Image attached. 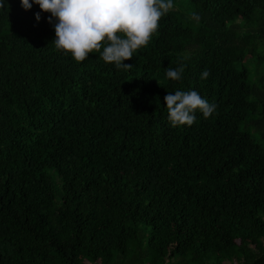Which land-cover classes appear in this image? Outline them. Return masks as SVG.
I'll use <instances>...</instances> for the list:
<instances>
[{
    "label": "trees",
    "instance_id": "1",
    "mask_svg": "<svg viewBox=\"0 0 264 264\" xmlns=\"http://www.w3.org/2000/svg\"><path fill=\"white\" fill-rule=\"evenodd\" d=\"M6 2L0 264H255L264 75L249 67L264 64V0H174L128 71L97 51L76 62L52 43L49 13ZM176 90L216 112L173 127L164 97Z\"/></svg>",
    "mask_w": 264,
    "mask_h": 264
},
{
    "label": "clouds",
    "instance_id": "2",
    "mask_svg": "<svg viewBox=\"0 0 264 264\" xmlns=\"http://www.w3.org/2000/svg\"><path fill=\"white\" fill-rule=\"evenodd\" d=\"M33 3L39 5L41 12L50 14L47 22L54 27L52 43L57 50L65 55L70 53L76 62L97 51L104 62L114 63L116 69L125 71L132 69L133 64L124 61L132 59L140 47L149 44L158 30V22L175 8L174 0H21V7L27 11ZM8 9L6 0H0V10ZM35 18L40 20V12ZM191 18L200 19L197 13H192ZM184 69L183 63L176 68L169 66L166 76L179 81ZM209 76L210 72L205 69L200 78ZM164 102L173 127H191L196 122L197 110L207 119L217 109L215 103L196 90L168 92Z\"/></svg>",
    "mask_w": 264,
    "mask_h": 264
},
{
    "label": "rangeland",
    "instance_id": "3",
    "mask_svg": "<svg viewBox=\"0 0 264 264\" xmlns=\"http://www.w3.org/2000/svg\"><path fill=\"white\" fill-rule=\"evenodd\" d=\"M255 56H256V58H258L259 54L255 53ZM249 68H251L252 71L255 70L254 71L255 73H257V74L259 73V76L264 75V64L263 63L257 64V63L251 62ZM256 70H258V71H256ZM254 72H253V74H254ZM226 264H228V263H226Z\"/></svg>",
    "mask_w": 264,
    "mask_h": 264
},
{
    "label": "water",
    "instance_id": "4",
    "mask_svg": "<svg viewBox=\"0 0 264 264\" xmlns=\"http://www.w3.org/2000/svg\"><path fill=\"white\" fill-rule=\"evenodd\" d=\"M255 264H264V255Z\"/></svg>",
    "mask_w": 264,
    "mask_h": 264
}]
</instances>
